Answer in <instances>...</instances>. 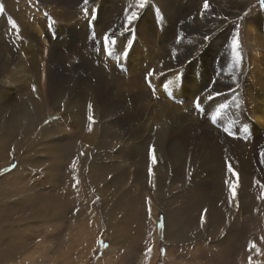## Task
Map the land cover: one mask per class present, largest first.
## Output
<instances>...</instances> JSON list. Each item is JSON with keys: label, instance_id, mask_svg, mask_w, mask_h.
I'll use <instances>...</instances> for the list:
<instances>
[{"label": "rangeland", "instance_id": "374dc122", "mask_svg": "<svg viewBox=\"0 0 264 264\" xmlns=\"http://www.w3.org/2000/svg\"><path fill=\"white\" fill-rule=\"evenodd\" d=\"M224 2L233 14L184 58L181 44L193 45L187 33L194 20L203 12L204 25L210 24L223 7L204 12V0H149L128 31L125 12L137 10L135 0H89L88 16L83 0H0V67L5 66L0 72V264H160L159 246L163 264H264V116L246 103L235 107L215 91L230 68H238L244 78H236L232 95L239 97L248 81L246 61L264 65V6L259 0ZM107 33L117 41L109 46L112 55L102 43ZM237 33L240 65L226 53L232 52L231 36ZM33 36L44 41L47 77L35 98L30 87L9 84L11 66L21 60V66L32 64L26 48ZM127 44L131 50L125 57ZM178 57L185 61L176 65ZM80 89L100 99L91 113L88 95L77 93ZM60 92H76L83 106L71 107L69 95ZM197 98L201 110L194 107ZM215 100L220 101L214 110ZM42 101L47 114L34 127L13 117L24 108L35 112ZM217 141L240 148L232 164L240 184L231 204L226 164L221 170V159L212 158ZM240 159L242 171L236 167ZM245 170L251 178L242 184ZM100 240L108 247L101 248ZM250 242L259 254L249 251Z\"/></svg>", "mask_w": 264, "mask_h": 264}, {"label": "bare ground", "instance_id": "6f19581e", "mask_svg": "<svg viewBox=\"0 0 264 264\" xmlns=\"http://www.w3.org/2000/svg\"><path fill=\"white\" fill-rule=\"evenodd\" d=\"M101 1V0H100ZM130 1V0H129ZM106 2V1H105ZM168 2V1H167ZM234 2V1H233ZM235 3V2H234ZM103 4V3H102ZM114 4V3H113ZM229 3L228 2H224V0H216V1H212L211 4H210V10L211 12L214 11V9L218 6L220 7H223L224 8V11L221 12L220 11V15L219 17L217 18L218 20L216 21H212L210 22V24H207V25H204V21L199 17V18H196L194 20V24H195V27L193 28V30H190L187 35L189 36L188 37V40H193V45L190 46L187 42H183L181 45L184 46V50H182L183 52H185L184 54V58H186V56H188V58H191V54L193 53V51H195L198 47L199 44H202L203 43V39L205 38L206 34L208 32H210L211 30H214L213 28L215 27L216 23L218 22L219 23H222L224 20H227L230 18V16L233 14L234 10L232 11L231 8H229ZM240 4V3H239ZM238 7V6H237ZM99 8V7H98ZM195 8V7H194ZM236 8V7H235ZM239 8V7H238ZM101 9V8H100ZM107 9V8H105ZM106 11V10H105ZM114 11V10H113ZM237 11V10H236ZM143 12V10H142ZM103 13V12H102ZM146 14V13H145ZM163 14V13H162ZM197 14V13H196ZM104 15V14H103ZM160 15V14H159ZM148 16V15H147ZM108 17V16H107ZM178 17V16H177ZM224 17H226L227 19H223ZM264 17V16H263ZM160 18V17H159ZM158 18V19H159ZM165 18V17H164ZM192 18V17H191ZM103 20V19H102ZM163 20V19H162ZM169 21V20H168ZM191 21V20H190ZM210 21V20H209ZM165 22V21H164ZM171 23V22H170ZM162 24V22H161ZM158 25V24H157ZM172 25V24H171ZM174 25V24H173ZM27 26V25H26ZM103 26V25H102ZM107 26V25H106ZM164 26V25H163ZM205 26V30H201L203 27ZM36 29L40 30L39 28H37V26H35ZM113 29V28H112ZM166 29V28H165ZM111 30V29H110ZM126 30V29H125ZM172 31V30H170ZM39 32V31H38ZM113 32V31H112ZM203 32V33H201ZM168 33V32H167ZM33 34V33H32ZM126 34V33H125ZM130 34V33H129ZM128 34V35H129ZM36 35V34H35ZM31 36V35H30ZM147 39L149 38L150 41L153 43L154 42V36L153 35H147ZM34 37V36H33ZM39 36L34 37L36 38L35 40H33L32 42V45H28L26 49L29 50L30 52V56H31V60H32V64L30 65H25V66H21V61H18L17 65L14 67V66H9V84L11 85H16V84H20V88H23V89H26L28 87L31 88V90H33V85H35L36 87V91H29V95L33 98L37 97L36 95H39L38 97H40L42 94V88H44L45 86V81H44V78L47 79V77H45V73H43L44 71L42 70V58H43V53L44 51L42 49H40L41 46H44V41L40 38H38ZM51 37V36H50ZM184 37V36H183ZM236 37V36H235ZM234 36H231V42L232 40L235 38ZM43 38V37H42ZM47 38V37H46ZM53 39V38H52ZM230 39V38H229ZM24 40V39H23ZM90 40V39H89ZM29 41V40H28ZM177 41V40H176ZM175 41V42H176ZM229 41V40H228ZM21 42V41H20ZM25 42V40L23 41ZM221 42V41H220ZM46 43V42H45ZM126 43V41H125ZM226 43V42H225ZM156 44V43H155ZM27 45V43H26ZM25 45V47H26ZM49 45V44H48ZM91 45V44H90ZM52 46V45H51ZM200 46V45H199ZM223 46V45H222ZM72 47V46H71ZM151 47V46H150ZM231 48V46H229ZM228 47V48H229ZM52 48V47H51ZM74 48V47H72ZM157 48V47H156ZM152 49V48H151ZM47 50V49H46ZM60 50V48H59ZM58 50V51H59ZM112 50V49H111ZM116 50V49H115ZM231 50V49H229ZM24 51V50H23ZM56 51V50H55ZM117 52V51H116ZM39 53H40V56H39ZM225 53V52H224ZM229 56V59L232 60V63L235 61L234 59V54L233 52H230V51H227L226 52ZM17 54V53H16ZM47 54V53H46ZM45 54V56H46ZM18 55V54H17ZM29 55V54H28ZM62 55V54H61ZM66 55V54H65ZM121 55V54H120ZM8 56V53L6 56H3V57H7ZM25 56V55H24ZM54 56V55H53ZM10 58V57H9ZM16 58V57H15ZM25 59V57H24ZM121 59V58H120ZM194 59V58H193ZM19 60V59H16V61ZM30 60V59H29ZM171 60V58L169 59ZM5 61V60H4ZM53 61V60H52ZM181 61H185L183 60V57H178L176 59V65H178ZM229 61V60H228ZM254 60H247L246 63L248 65V68L247 70L245 71V75H246V81L247 83L245 84V87L243 86L242 88V94L239 96V97H234L232 95V91L234 90V83L236 82V78L238 77V79L241 81L243 78H244V74H242L241 72L238 73V68H230V72L231 74L228 76V77H225L224 79L222 78V80L217 83V89H215V91H217L218 93H221L222 95L226 96L228 99H231V104L235 105V107L239 108L240 109V105L241 103H246V104H249L250 105V108L252 109L251 112H256L258 110H261L260 112L263 114L264 116V65H258V64H253ZM20 62V64H19ZM29 62V61H28ZM236 62V61H235ZM230 63V62H228ZM174 65V64H172ZM182 65V64H181ZM228 65V64H227ZM233 65V64H232ZM7 66V64H6ZM49 66V65H48ZM3 67V66H2ZM0 67V72L1 73H4L5 72V66L2 68ZM229 67V66H228ZM105 68V67H104ZM103 69V68H102ZM246 69V68H245ZM46 72V71H45ZM102 73V72H101ZM218 73V72H217ZM48 74H50V72H48ZM219 75V74H218ZM50 76V75H49ZM212 77V76H211ZM3 78V77H2ZM210 78V77H209ZM216 78V77H215ZM214 78V79H215ZM50 79V78H48ZM52 79V78H51ZM194 79V78H193ZM53 80V79H52ZM50 80L49 82V89L56 93L55 92V87L52 86L51 84H54L53 81ZM69 80V78H68ZM5 81V80H4ZM30 81V85H29V82ZM99 82V80H97ZM245 81V82H246ZM206 82V81H205ZM211 82V81H210ZM244 82V83H245ZM47 83V82H46ZM197 83V82H196ZM199 84V83H198ZM205 84V83H204ZM59 85V84H58ZM24 86H26V88H24ZM80 86V85H79ZM88 86V85H86ZM205 86V85H204ZM207 86V85H206ZM240 86V85H239ZM199 87V86H198ZM48 88V87H47ZM88 88V87H87ZM6 89H9V88H6ZM74 89V88H73ZM132 89V88H131ZM27 90V89H26ZM49 90V91H50ZM62 92H64L65 90H63V88L60 89ZM89 90V89H88ZM194 90V89H193ZM199 90V89H197ZM10 91V90H9ZM69 91V90H68ZM173 91V90H172ZM6 92V91H4ZM91 92V91H90ZM77 93H83L84 95H88L87 94V90H78ZM76 92H69L68 94H64V93H58V95L60 96H66V95H69V98H68V101H70V104H71V107L72 106H76V107H79V106H83V102L80 101V97L79 96H76L77 94ZM197 93V92H196ZM10 95V94H9ZM0 97L4 99V93H2L0 91ZM84 97V96H83ZM55 98V97H54ZM88 99V102L91 103V105L93 106L94 105V108H97L98 105H99V102H100V99L98 96H92V95H88L87 97ZM223 99V97L221 98V100ZM43 100V99H42ZM64 100V99H63ZM36 101V100H34ZM56 101V100H55ZM60 101V100H59ZM210 101H213L212 99ZM216 101V102H215ZM213 103H212V108H214L215 110V107H216V103L217 101H220V100H215ZM228 102V101H227ZM202 103V102H201ZM207 103V102H206ZM210 103V102H209ZM5 104V103H4ZM7 104V103H6ZM19 104V103H18ZM29 104V103H28ZM69 104V105H70ZM204 106H205V103H203ZM65 105V104H64ZM7 106V105H6ZM21 106V105H20ZM31 106V105H30ZM35 105H33L34 107ZM100 106V105H99ZM218 106V105H217ZM48 107V106H47ZM206 107V106H205ZM254 109H253V108ZM5 108V107H4ZM32 108V107H31ZM31 108H24V109H20L19 111H16V112H13L15 114H13V117L16 118L17 121H26V126L28 127H34L35 125H37L40 121H41V117L44 116V114L46 115L47 114V111H45V104L44 102L42 101L41 104L39 105V108L34 112V111H31ZM220 108V107H219ZM244 108V107H243ZM249 108V107H248ZM3 108L0 109V114L3 113ZM16 109V107H15ZM99 109V108H98ZM250 109V110H251ZM18 110V109H16ZM100 110V109H99ZM236 110V109H235ZM242 110V109H241ZM247 110V109H246ZM263 110V111H262ZM49 111V110H48ZM33 112V113H32ZM240 112V111H239ZM96 113V112H95ZM236 113V112H235ZM242 113V112H241ZM250 113V112H248ZM260 113V114H261ZM7 114V113H6ZM156 114V113H155ZM49 115V114H48ZM230 115V114H229ZM246 115V114H245ZM3 116V115H2ZM224 116V115H223ZM238 116V115H237ZM253 116V115H251ZM5 117V116H4ZM162 117V116H161ZM44 118V117H43ZM221 118V117H220ZM225 118V117H224ZM229 118V117H228ZM240 118V117H239ZM121 119V118H120ZM251 119V118H250ZM3 120V119H2ZM256 120V119H255ZM15 121V119H14ZM203 121V120H202ZM201 121V122H202ZM204 121H207V120H204ZM212 121V120H211ZM230 121V120H229ZM244 121V120H243ZM249 121V119H248ZM263 121V120H262ZM208 122V121H207ZM226 122V121H225ZM19 123V122H18ZM199 123V122H198ZM204 123V122H203ZM239 123V122H238ZM258 123H260V121H258ZM257 123V124H258ZM263 123V122H262ZM5 124V123H4ZM97 124V123H96ZM165 124V123H164ZM226 124V123H225ZM224 124V125H225ZM234 124V122H233ZM2 125V124H1ZM159 125V124H158ZM23 126V125H22ZM21 126V127H22ZM25 126V124H24ZM164 126V125H163ZM162 126V127H163ZM231 126V125H230ZM243 126V125H242ZM248 126V125H247ZM264 126V124H263ZM229 127V126H228ZM232 127V126H231ZM246 127V126H245ZM240 128V127H239ZM3 129V128H2ZM27 129V128H26ZM166 129V128H165ZM205 129V128H204ZM242 129V128H241ZM263 129V128H262ZM201 130V129H199ZM198 130V131H199ZM231 130V129H229ZM233 130V129H232ZM237 130V129H236ZM184 131V130H183ZM207 131V129L205 130ZM212 131V130H211ZM98 132V131H97ZM202 133V132H201ZM207 133V132H205ZM220 133V132H219ZM219 133H216V134H219ZM234 133V132H233ZM166 134V133H165ZM200 134V133H199ZM214 134V133H213ZM223 134V133H222ZM236 134V133H235ZM245 134V133H244ZM89 135V134H88ZM175 135V134H173ZM177 135V134H176ZM201 135V134H200ZM199 135V136H200ZM208 135V134H207ZM160 136V135H159ZM181 136V135H179ZM209 136V135H208ZM220 136V135H218ZM224 136V135H222ZM221 136V137H222ZM210 137V136H209ZM216 136L213 137V139L215 138ZM220 137V138H221ZM233 137V136H231ZM237 137V136H236ZM86 138V137H85ZM208 138V137H207ZM219 138V137H218ZM238 138V137H237ZM168 139V137H167ZM233 139H235L233 137ZM244 139V138H243ZM204 140V139H203ZM206 140V138H205ZM209 140V139H208ZM216 140V139H214ZM229 140V139H228ZM239 140V139H237ZM89 141V140H88ZM197 141V140H196ZM202 141V140H201ZM224 141V140H223ZM231 141V140H230ZM91 142V141H90ZM218 142V141H217ZM235 141H233L234 143ZM157 143V142H156ZM199 143V142H198ZM209 143V142H208ZM212 143V142H211ZM219 144H216V143H212L213 146H212V158H217L218 159V163H219V159H221V166L219 165L218 168L221 169V170H224V165L226 164L225 163V158H227V160L233 164L235 163V159H237L236 157H238V160H239V146H236V145H229V146H226L224 143L225 142H218ZM236 143V142H235ZM240 143V142H239ZM250 143V142H249ZM195 144V143H194ZM200 144V143H199ZM198 144V145H199ZM210 144V143H209ZM227 144V143H226ZM158 145V144H157ZM240 145V144H239ZM244 145V144H243ZM246 145V144H245ZM203 147L204 144L202 145ZM201 146V147H202ZM197 147V145H196ZM202 147V148H203ZM209 146H207V149H208ZM242 147V146H241ZM246 147V146H245ZM176 148V147H175ZM195 148V147H194ZM181 149V148H180ZM192 149V148H191ZM190 149V150H191ZM200 146H199V148ZM226 149V150H225ZM242 149V148H241ZM179 150V149H178ZM183 150V149H182ZM194 151V149H192ZM199 150V151H200ZM206 151V150H205ZM210 151V150H209ZM227 151V152H225ZM159 152V151H158ZM201 152V151H200ZM243 152V151H241ZM245 152V151H244ZM184 153H185V150H184ZM193 153V152H192ZM191 153V154H192ZM195 153V152H194ZM210 154V152H209ZM243 154V153H241ZM203 155V154H202ZM163 156V154H162ZM176 156V154H174L173 158ZM192 156V155H191ZM210 156V155H208ZM205 157V155H204ZM188 158V157H187ZM211 158V157H210ZM209 158V159H210ZM241 158V157H240ZM186 159V158H185ZM207 159V158H206ZM216 159V160H217ZM183 160H184V157H183ZM208 160V159H207ZM211 160V159H210ZM214 160V159H213ZM243 160V159H242ZM240 159V161L237 163L239 164H242ZM186 161V160H185ZM187 162V161H186ZM203 162V161H202ZM212 163V162H210ZM217 163V162H216ZM215 163V164H216ZM225 163V164H224ZM240 164L239 166L236 165L237 168H240ZM246 164V162H245ZM206 166H208L206 164ZM242 166V165H241ZM234 168V167H233ZM249 168V167H248ZM236 169V168H235ZM249 170V169H247ZM226 171V170H225ZM240 171H242V169L240 168ZM246 171V170H245ZM243 171V172H245ZM247 172V171H246ZM240 178H241V181H242V184H247L249 182V179L251 178L249 175H248V172L246 174H240ZM236 180V179H235ZM237 180L234 182L236 183ZM239 183V181H238ZM240 184V183H239ZM246 187V186H245ZM237 191V190H236ZM245 194V193H243ZM91 247V246H90ZM92 248V247H91ZM90 248V249H91ZM157 253V252H156ZM10 255V254H9ZM12 256V255H11ZM10 257V256H9Z\"/></svg>", "mask_w": 264, "mask_h": 264}, {"label": "snow or ice", "instance_id": "6c2138e0", "mask_svg": "<svg viewBox=\"0 0 264 264\" xmlns=\"http://www.w3.org/2000/svg\"><path fill=\"white\" fill-rule=\"evenodd\" d=\"M148 2H149V0H135V8L137 10H134V11H131V12H128V11L125 12L126 24L128 25V28L126 30L131 31V25L137 19H139V15H140V11L139 10H143L148 5ZM259 2H260V4L262 6H264V0H259ZM83 4L85 5V7H84V14H85V16H88V7H87V5L89 4V0H83ZM129 7H131V5H129ZM203 9H204V12L210 11V5L208 3V0H204ZM3 12H4V7H3V5H0V14H2ZM200 16H201V18H203L204 13L201 12ZM223 19H227V18L224 17ZM11 23H12L13 29H16L18 27V25L15 23V21H12ZM205 39H208V37H205ZM177 42H179V41H177ZM102 43H103L104 47L106 49H108V54L109 55H112L113 53L111 52L109 46L110 45L111 46H115L116 45L117 41H116L115 36L112 33L105 34L103 36V38H102ZM240 47H241V45H240V41H239V34L237 33V36L231 42L232 52L234 54V59H235L237 65H240L241 62H242V55H241ZM125 48L127 50L124 51L122 54L125 57H127L128 52L131 50V45L130 44L125 45ZM149 75L151 76L152 73H149ZM33 91H36L35 85H33ZM216 95L219 96V95H221V93H216ZM212 98L213 97L211 95H209L207 97V99H209V100H211ZM88 107H89V112L91 113V111H92V105L89 104ZM194 107L197 110H201V108H202L201 102H200V100L198 98L194 101ZM88 120L90 122L89 123V131H91L92 130L91 123L94 122L93 121V117L91 115H89ZM45 123H47V121ZM225 132L229 136L233 135V133L229 129H227V128L225 129ZM149 152H150V157H151V163H152V165H155L157 163L156 156H155V147L154 146L150 147ZM81 154L83 155V153H81ZM261 156H262L261 163H264V152L261 153ZM225 163H226L227 173L230 174L229 175V178H227L225 180V184L227 185V187L229 189V192H230L229 203L231 204L232 201H235L236 198H237V191H236V189L239 186V183H238L239 176H238V173L234 171V169L232 167V164L227 160V158H225ZM15 167H16L15 164H13L11 166V168H15ZM72 167L73 168L76 167L75 163L72 165ZM11 168L10 169H7V170L10 171ZM149 175L150 176H153V173H152V169L151 168L149 169ZM189 175H191V174L189 173ZM231 177H236L237 182L236 183L231 182ZM77 183H79L78 180H77ZM256 183L259 184L260 182L259 181H256ZM153 187H155V184L154 183H153ZM260 187L262 189H264V184H260ZM260 198L261 199H264V193H262V195H261ZM148 203H149V218H151V207H150L151 201L149 200ZM238 206L239 205L237 203V207ZM206 213H207V210L205 209L204 216H206ZM204 216H202V224H201V227L203 226ZM159 227L161 229V233H163L164 224H163L162 218H161V222H160ZM261 240L264 241V237H261ZM98 243H99V246L101 248H107L108 247V245L105 244L102 240L98 241ZM250 245H251V247L249 248V251L250 252L252 250H255L258 254L260 253L261 250L258 248V246L256 245L255 242H250ZM151 252H152V248L149 247L146 255H149L150 256L151 255ZM249 260L251 261V257H249Z\"/></svg>", "mask_w": 264, "mask_h": 264}, {"label": "trees", "instance_id": "16d2710c", "mask_svg": "<svg viewBox=\"0 0 264 264\" xmlns=\"http://www.w3.org/2000/svg\"><path fill=\"white\" fill-rule=\"evenodd\" d=\"M160 247V251H161V257H160V259H159V262H160V264H163V248L161 247V246H159Z\"/></svg>", "mask_w": 264, "mask_h": 264}]
</instances>
